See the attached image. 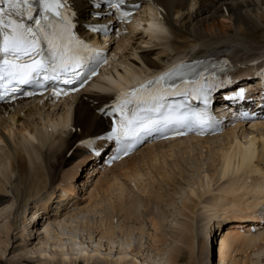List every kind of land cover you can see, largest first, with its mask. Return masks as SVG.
I'll return each mask as SVG.
<instances>
[{
	"label": "bare ground",
	"instance_id": "6f19581e",
	"mask_svg": "<svg viewBox=\"0 0 264 264\" xmlns=\"http://www.w3.org/2000/svg\"><path fill=\"white\" fill-rule=\"evenodd\" d=\"M92 1L71 0L81 22L107 27L106 11L95 17ZM133 2L144 4L141 24H131L113 49L118 60L110 72L116 80L104 78L115 88L94 83L93 90L64 102L42 98L0 107V209L14 208L0 222V264L14 232L26 239L27 222L36 221L35 230L40 216L47 225L40 227V246L30 250L45 264H264V126L144 146L90 181L81 198L87 205L72 201L83 171H97L85 169L91 160L78 145L108 130L111 122L100 112L112 95L104 92L129 89L135 71L149 79L173 58L222 63L227 75L221 84L243 79L250 62L264 63V0ZM149 10L152 21L145 28ZM254 82L261 85L241 81ZM188 158L210 165L199 167L185 190L178 178L184 181ZM179 193V216L170 220L169 233L164 209L176 205ZM55 198L70 206L51 212Z\"/></svg>",
	"mask_w": 264,
	"mask_h": 264
},
{
	"label": "snow or ice",
	"instance_id": "6c2138e0",
	"mask_svg": "<svg viewBox=\"0 0 264 264\" xmlns=\"http://www.w3.org/2000/svg\"><path fill=\"white\" fill-rule=\"evenodd\" d=\"M8 5L12 9H16L17 15H26L29 20L31 16V2L30 0H7ZM127 4V0H109V8L114 9L115 13L119 14V18L127 21L131 15V12L124 11ZM24 6H27V12L23 11ZM65 7L63 0H44L45 12H54L56 16H60L67 19L66 15L59 11V9ZM133 8H139V5H132ZM0 29H3V44L0 46V53H3L6 57L3 60V67H0V99H4L11 93L18 90L19 85L25 84H37L40 87H45L43 81L48 80H60L61 76L57 73L66 72L69 68V58L65 56L67 47L62 43H58V34L53 32L51 35L44 33V38L48 40L49 47L52 49L54 55L51 61L46 65L39 57L41 55L40 49V36L38 32L31 27H26L22 22L14 20L9 14V18L5 19V13L0 11ZM36 29L39 32H44V29L40 24L36 23ZM94 31H103L101 27L93 26ZM77 43H81L77 41ZM63 49V51L61 50ZM27 57V59H24ZM74 62L71 64L73 71L80 66L77 58H71ZM78 74V73H77ZM171 75L167 73L160 76L156 80V84L166 79V76ZM63 83L67 84L71 81L63 80ZM11 85V87H9ZM142 89L146 86H141ZM30 94V93H29ZM54 96L61 94L60 90H53ZM67 95V92L63 93ZM163 91L157 89L149 95V99L154 102H158L163 99ZM124 96H135V93H126ZM124 96L121 97L122 104L117 106V110L123 111V104H127L130 101L125 100ZM146 102V101H141ZM177 123L181 127L192 129L194 126L203 127L206 121L203 119L202 114L190 113L187 115H180L175 117H169L165 121L158 120H138L135 123L139 130L148 132L153 130V126L158 123ZM128 124L133 121H128ZM127 128L125 125H121V128L113 134L116 139H120L122 135L126 134ZM264 216V211L260 213Z\"/></svg>",
	"mask_w": 264,
	"mask_h": 264
},
{
	"label": "rangeland",
	"instance_id": "374dc122",
	"mask_svg": "<svg viewBox=\"0 0 264 264\" xmlns=\"http://www.w3.org/2000/svg\"><path fill=\"white\" fill-rule=\"evenodd\" d=\"M134 44H136L137 46H138V44L139 45H141V42H138V43H134L133 41H131L130 42V45L132 46V45H134ZM130 46V47H131ZM144 47H146L145 45H143ZM129 47V48H130ZM146 48H148V49H151V50H153V46H151V47H149V46H147ZM161 47H159V48H155V49H160ZM139 52V51H138ZM128 54L130 53V52H127ZM152 53V52H151ZM143 54V53H142ZM182 167L184 168V170H185V173H186V176H185V178H184V181H183V179L182 178H178L179 179V181L181 182V184H182V187H183V189H185V190H187V185L189 184V182H194L195 181V179H197L198 178V176H199V174H197V170L199 169V167L202 169V167H205V168H207L208 167V165H210L209 164V161L207 160V159H204V160H202V161H198V162H196V160L195 159H189L188 158V160L186 159L185 161H183V163H182ZM196 177V178H195ZM96 178V177H95ZM94 178V180L96 181L97 180V178L95 179ZM182 179V180H181ZM194 180V181H193ZM184 190V191H185ZM79 191H80V198L82 197L81 195L83 194L85 197L87 196L86 195V192L85 191H82V187H81V189H79ZM183 194V193H182ZM182 194L181 193H179L178 194V197H177V200H176V205L175 206H172V207H170V208H165L164 210H165V213H166V216H167V222H166V224H167V231L169 232V233H171L172 232V229H171V222H170V220L171 219H174V217L175 216H179V214L177 215V213H178V209L177 208H179V207H181V203H182ZM83 196V197H84ZM84 199H82L81 200V202L84 204V205H87V200L85 201H83ZM8 205V204H7ZM5 207H7V206H5ZM9 207V206H8ZM7 207V208H8ZM33 206H31V208H32ZM59 207V206H58ZM55 208H57V204H54L53 205V209H55ZM4 209V208H3ZM51 209H52V207H51ZM52 209V210H53ZM5 210H6V212H12L13 210H14V208H13V210H11L10 208H9V210L8 209H6L5 208ZM5 210H2V208L0 209V222H2V220H3V218H4V213H6L5 212ZM52 210H51V212H52ZM57 209H55V210H53V211H56ZM158 210H160V209H158ZM175 210H177V211H175ZM3 211V212H2ZM56 213H57V211H56ZM31 216V215H30ZM29 216V217H30ZM91 216V215H90ZM44 219H42V216H40L39 217V219H38V221L37 222H39V226L34 230V229H32L33 228V226H34V223H36V221H34V222H32L31 224H30V221H28L27 223H29V225H28V234H27V236L28 237H26V239H22L21 238V236L19 235V234H17V232H14V235H13V237L11 238V241H10V246L8 247V251H7V254H6V257L3 259V261H2V264H22L21 262H24L25 261V264L26 263H28V264H45V262H42L41 263V261H42V258H40V256L37 254V253H34V254H31V248H34V247H37V246H40V245H38V242H39V240L42 238V235H40V233L41 232H43V228H41L40 229V227H42L43 226V224L45 223V217H43ZM91 218H93V216L91 217ZM94 219V218H93ZM46 224V223H45ZM44 224V225H45ZM47 225V224H46ZM225 226H227V225H225ZM229 226V225H228ZM218 232V231H217ZM30 233V234H29ZM15 236V237H14ZM85 238H86V236H81L80 237V239H79V242H85L84 240H85ZM134 239H136L135 240V242H137V238H134ZM134 241V240H133ZM136 244H138V243H136ZM27 248V249H26ZM35 249V248H34ZM25 250H30V251H25ZM28 254H27V253ZM31 256H30V255ZM31 257V258H29V257ZM33 256V257H32ZM34 258V259H33ZM29 259V260H28ZM19 261V262H18ZM81 264H83V263H81Z\"/></svg>",
	"mask_w": 264,
	"mask_h": 264
}]
</instances>
